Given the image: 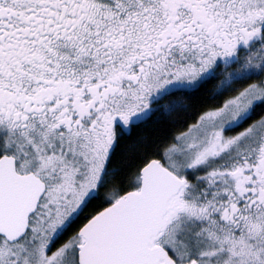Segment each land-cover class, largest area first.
I'll return each mask as SVG.
<instances>
[{"label":"snow or ice","instance_id":"1","mask_svg":"<svg viewBox=\"0 0 264 264\" xmlns=\"http://www.w3.org/2000/svg\"><path fill=\"white\" fill-rule=\"evenodd\" d=\"M0 264H264V0H0Z\"/></svg>","mask_w":264,"mask_h":264}]
</instances>
